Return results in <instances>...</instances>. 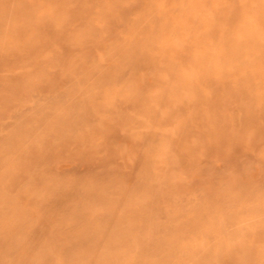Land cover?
<instances>
[{"label":"rangeland","instance_id":"rangeland-1","mask_svg":"<svg viewBox=\"0 0 264 264\" xmlns=\"http://www.w3.org/2000/svg\"><path fill=\"white\" fill-rule=\"evenodd\" d=\"M0 264H264V0H0Z\"/></svg>","mask_w":264,"mask_h":264},{"label":"bare ground","instance_id":"bare-ground-1","mask_svg":"<svg viewBox=\"0 0 264 264\" xmlns=\"http://www.w3.org/2000/svg\"><path fill=\"white\" fill-rule=\"evenodd\" d=\"M251 189H256L257 190V188H256V186L254 187H251ZM255 210H257V208H255ZM233 217V216H232ZM229 218H231V215H229ZM188 226H189V224H188ZM190 227L192 228V226H191V223H190ZM217 231V230H216ZM147 249H148V247H146ZM165 259H167V256H165V257H161L160 259H156V261H161V262H163V261H165Z\"/></svg>","mask_w":264,"mask_h":264}]
</instances>
